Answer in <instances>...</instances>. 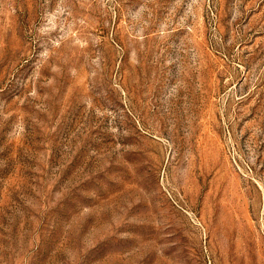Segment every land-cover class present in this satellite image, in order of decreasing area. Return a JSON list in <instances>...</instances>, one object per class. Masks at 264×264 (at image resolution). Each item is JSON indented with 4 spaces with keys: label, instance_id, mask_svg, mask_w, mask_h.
<instances>
[{
    "label": "rangeland",
    "instance_id": "rangeland-1",
    "mask_svg": "<svg viewBox=\"0 0 264 264\" xmlns=\"http://www.w3.org/2000/svg\"><path fill=\"white\" fill-rule=\"evenodd\" d=\"M0 264H264V0H0Z\"/></svg>",
    "mask_w": 264,
    "mask_h": 264
}]
</instances>
